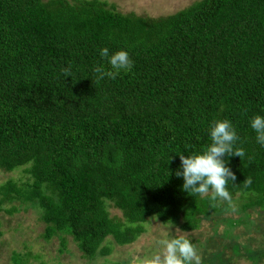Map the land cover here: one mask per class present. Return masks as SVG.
<instances>
[{
	"label": "trees",
	"instance_id": "obj_1",
	"mask_svg": "<svg viewBox=\"0 0 264 264\" xmlns=\"http://www.w3.org/2000/svg\"><path fill=\"white\" fill-rule=\"evenodd\" d=\"M104 47L127 51L131 71L97 82L95 67L111 70ZM255 115L264 116V0H197L156 18L104 0H0V170L22 167L31 179L1 183L0 205L37 206L40 237H56L59 250L69 237L89 258L107 253V235L133 241L146 216L190 231L217 213L221 203L186 192L176 172L180 154L211 143L218 119L232 122L234 147L245 150L223 157L237 178L228 191L242 208L264 209ZM30 260L43 264L9 254L10 264Z\"/></svg>",
	"mask_w": 264,
	"mask_h": 264
},
{
	"label": "rangeland",
	"instance_id": "obj_2",
	"mask_svg": "<svg viewBox=\"0 0 264 264\" xmlns=\"http://www.w3.org/2000/svg\"><path fill=\"white\" fill-rule=\"evenodd\" d=\"M43 2L47 0H42ZM121 13H133L152 18L181 10L197 0H104ZM12 180L24 188L31 181L22 167L11 172L0 170V184ZM245 200L232 196V206L221 203L220 210L209 216L199 217L197 228L181 230L178 225L159 221L149 215L139 221L141 232L131 242L116 244L110 235L101 246L106 254L80 256L75 242L65 237V246L59 250L56 237L44 241L40 237L42 224L40 210L33 203L4 202L0 205V264H10L11 251L38 254L43 264H129L133 256L152 255L160 248L158 240L186 235L195 244L202 264H264V209L256 206L242 208ZM16 210L7 213L11 206ZM110 217L122 221V212L105 203ZM35 264L36 260H30Z\"/></svg>",
	"mask_w": 264,
	"mask_h": 264
},
{
	"label": "clouds",
	"instance_id": "obj_3",
	"mask_svg": "<svg viewBox=\"0 0 264 264\" xmlns=\"http://www.w3.org/2000/svg\"><path fill=\"white\" fill-rule=\"evenodd\" d=\"M100 57L106 58L110 69L100 65L94 68L97 74V82L105 77L115 79L121 72H129L133 67V61L125 50H118L109 54V49H100ZM65 77L71 76V69H62ZM251 128L256 132V140L264 146V116L255 115L251 119ZM211 143L200 152L192 155L180 154L182 171H177L178 177H183V189L200 197H208L220 203L228 202L232 206V196L227 189L229 181L234 182L236 175L226 166L223 157L237 156L243 158L245 150L242 147H234L240 139L236 129L229 119H218L210 125ZM245 188L252 184L251 177L243 182ZM254 194V193H253ZM159 250L152 255L133 256L129 264H202L201 255L194 243L186 235L165 237L158 240Z\"/></svg>",
	"mask_w": 264,
	"mask_h": 264
}]
</instances>
